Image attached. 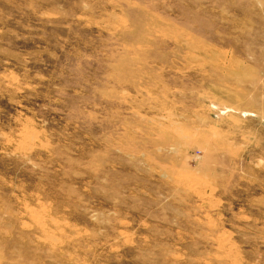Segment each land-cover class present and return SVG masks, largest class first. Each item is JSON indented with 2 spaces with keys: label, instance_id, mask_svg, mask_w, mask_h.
<instances>
[{
  "label": "rangeland",
  "instance_id": "1",
  "mask_svg": "<svg viewBox=\"0 0 264 264\" xmlns=\"http://www.w3.org/2000/svg\"><path fill=\"white\" fill-rule=\"evenodd\" d=\"M0 264H264V0H0Z\"/></svg>",
  "mask_w": 264,
  "mask_h": 264
}]
</instances>
